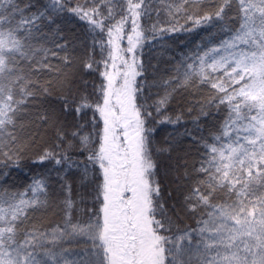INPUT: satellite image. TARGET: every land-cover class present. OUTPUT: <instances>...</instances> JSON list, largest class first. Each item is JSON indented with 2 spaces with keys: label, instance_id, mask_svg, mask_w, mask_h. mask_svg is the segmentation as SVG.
Returning <instances> with one entry per match:
<instances>
[{
  "label": "snow or ice",
  "instance_id": "6c2138e0",
  "mask_svg": "<svg viewBox=\"0 0 264 264\" xmlns=\"http://www.w3.org/2000/svg\"><path fill=\"white\" fill-rule=\"evenodd\" d=\"M0 264H264V0H0Z\"/></svg>",
  "mask_w": 264,
  "mask_h": 264
},
{
  "label": "trees",
  "instance_id": "16d2710c",
  "mask_svg": "<svg viewBox=\"0 0 264 264\" xmlns=\"http://www.w3.org/2000/svg\"><path fill=\"white\" fill-rule=\"evenodd\" d=\"M201 35H204V33H201ZM183 38V37H182ZM43 171V169L37 167L34 168L32 171L28 170H23L19 171L17 174H15V180L18 185H27L28 183L31 182V177L33 176L34 173H39ZM37 178H39L37 176ZM78 189H74V196L78 193ZM58 216H54L52 213H49L48 219L45 221L46 223L51 220H58Z\"/></svg>",
  "mask_w": 264,
  "mask_h": 264
}]
</instances>
